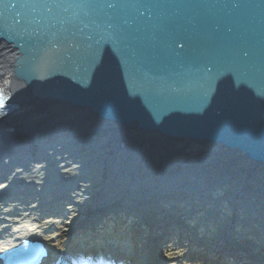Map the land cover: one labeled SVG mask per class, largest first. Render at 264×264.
<instances>
[{
    "label": "water",
    "instance_id": "water-1",
    "mask_svg": "<svg viewBox=\"0 0 264 264\" xmlns=\"http://www.w3.org/2000/svg\"><path fill=\"white\" fill-rule=\"evenodd\" d=\"M0 44L20 58L11 82L63 113L158 147L213 146L264 174V0H0ZM24 110L1 130L38 111Z\"/></svg>",
    "mask_w": 264,
    "mask_h": 264
},
{
    "label": "bare ground",
    "instance_id": "bare-ground-1",
    "mask_svg": "<svg viewBox=\"0 0 264 264\" xmlns=\"http://www.w3.org/2000/svg\"><path fill=\"white\" fill-rule=\"evenodd\" d=\"M19 64L20 58L0 44V77L7 78L9 97L25 106V114L29 107L38 110L24 116L25 123L0 129V253L22 239L51 242L50 227L66 220L70 236L92 238L79 240L83 245L102 241L142 264L154 256L155 264H182L190 245L223 258L227 240L237 245L231 254L236 261L224 258L227 264L264 262L262 168L209 145L174 141L158 147L144 134L133 141L127 130L112 131L91 113L76 108L63 113L21 90L16 79L11 82L7 74ZM140 140L149 146L142 154L135 146ZM97 207L107 208L106 215L99 216ZM127 216L124 233L137 229L139 236L132 244L124 240L122 250L112 242L116 237H105L107 228L94 238L79 234ZM178 227L189 236L169 237ZM114 234L120 236L110 230ZM57 262L85 264L76 255ZM42 264H51V252Z\"/></svg>",
    "mask_w": 264,
    "mask_h": 264
},
{
    "label": "rangeland",
    "instance_id": "rangeland-1",
    "mask_svg": "<svg viewBox=\"0 0 264 264\" xmlns=\"http://www.w3.org/2000/svg\"><path fill=\"white\" fill-rule=\"evenodd\" d=\"M86 184L88 185V183ZM129 222H130L129 216L123 217V218L113 217V220L111 219V221L106 227H104L105 225L96 226V228L93 229L92 232L91 231L85 232V231L80 230L79 234L84 235L85 233L87 235L93 236L94 238L95 235L101 234L100 231H102V229L107 228L109 232H104L106 234L105 237H111V238L116 237L113 239L112 241L113 243H117L119 245V244H122V242L124 243L125 242L124 240H126V242L129 241L132 244L136 242V238L139 236V234H138L137 229H131L128 235L124 233L125 231H123L122 228H125V227L123 224L129 223ZM66 224H67L66 220L58 221L57 223L53 224L50 227L49 229L50 233L47 234L49 235L51 239V242L46 243L49 251L51 252V264H56L57 261L60 260L63 255L64 256H68V255L75 256L76 255L77 258L81 260V262H85L87 264H98L99 262H101L102 254H103L102 249L104 248V242L97 241V243L95 244L84 242V245H85L84 246L83 243L79 241L81 239H84V237L83 236L78 237V235L76 234L70 236L69 232L67 231L68 228L66 227ZM110 230H111V233L118 232L120 236L116 234H114L113 236L110 235ZM169 234H171L169 235V237H173V239H181L184 235L189 236L185 227H180V228L178 227L174 229L172 233H169ZM87 237L92 239L89 236ZM89 245L91 248H88ZM190 246L186 247L185 249L187 255H184V260L181 261L182 264H227V261H224L220 257V255H216V253H211L210 251L206 252L204 247H201L202 245H198L199 247L198 246L196 247L194 245L195 246L194 249H193V246L192 247ZM81 247H85V248L87 247V248L84 249L85 250L84 251V250L79 249ZM117 247H120V246H117ZM262 251L257 253V255H261L263 253ZM262 256L264 255L262 254ZM127 257H130L135 260L134 256L132 255L131 256L128 255ZM66 258L68 257H65V259ZM253 261L255 260L253 259ZM246 264H249V263H246ZM261 264H264V262H262Z\"/></svg>",
    "mask_w": 264,
    "mask_h": 264
},
{
    "label": "snow or ice",
    "instance_id": "snow-or-ice-1",
    "mask_svg": "<svg viewBox=\"0 0 264 264\" xmlns=\"http://www.w3.org/2000/svg\"><path fill=\"white\" fill-rule=\"evenodd\" d=\"M246 54V53H245Z\"/></svg>",
    "mask_w": 264,
    "mask_h": 264
}]
</instances>
